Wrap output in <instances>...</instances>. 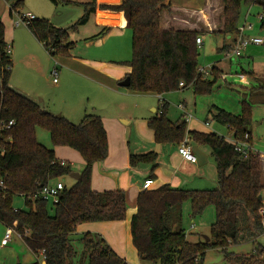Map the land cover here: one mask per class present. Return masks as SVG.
Returning <instances> with one entry per match:
<instances>
[{"label": "trees", "instance_id": "1", "mask_svg": "<svg viewBox=\"0 0 264 264\" xmlns=\"http://www.w3.org/2000/svg\"><path fill=\"white\" fill-rule=\"evenodd\" d=\"M218 1L219 8H213L208 17L202 12L176 11L166 0H123L118 7L101 6L124 12L127 28L132 33V59L125 63L131 68L127 76L131 80L128 89L143 95H164L187 88H192L195 95L212 93L221 73L215 67L211 78L199 73L197 39L205 34L223 35L234 38L235 44L240 33L242 6H257L264 14V0ZM50 2L56 6L72 4L62 0ZM23 4L24 0H14L10 15H21L19 10ZM83 7V16L69 28L55 27L47 19L28 22L27 28L52 58L69 56L75 46L70 42V33L86 25L98 8L96 0ZM261 30L264 31V19ZM5 33L0 17V122L15 123L2 132L5 153L0 155V223L6 228H15L33 254L37 258L42 256V262L37 260L32 264H74L78 226L125 221L126 193L92 189L94 165L105 161L109 154L108 135L99 116L87 114L79 124H73L45 111L11 87L13 62ZM233 49L226 45L223 50L231 52ZM169 110L170 105L164 102L158 115L148 124L155 142L180 147L189 139L193 146L209 148L216 161L218 186L211 191H191L165 185L140 193L136 214L131 219L132 243L139 258L149 264H203L208 251L218 250L231 264H264V247L246 256L229 252L242 235L249 240L264 235V179L260 156L252 154L244 159L225 137L189 131L186 122H173L169 118ZM210 114L218 125L228 129L231 137L239 141L248 137L252 145L253 116L248 101H243L239 115L216 107ZM38 129L48 132L53 148H70L84 161L79 180L71 188L65 186L58 204L34 196L44 186L69 177L73 173L72 166L59 161L54 149L39 142ZM157 160L153 152L132 155L130 165L136 168L150 164L154 172L158 168ZM17 197L24 198L26 209L15 208ZM187 202L192 206V219L203 215L209 207L215 208L210 242L188 241L183 228V208ZM50 206L53 214H50ZM79 241L83 244V259L88 264H127L100 235L86 233Z\"/></svg>", "mask_w": 264, "mask_h": 264}, {"label": "crops", "instance_id": "2", "mask_svg": "<svg viewBox=\"0 0 264 264\" xmlns=\"http://www.w3.org/2000/svg\"><path fill=\"white\" fill-rule=\"evenodd\" d=\"M5 1L8 2V0ZM66 1L72 2V4L64 5L75 7L74 15L77 14L80 19L84 14L83 4L91 0ZM96 4L98 8L89 22L81 26L79 30L70 33V42L76 45L78 43L76 36L83 31L85 36L81 41H84L86 49L102 50L98 52L99 55L90 54L91 56L76 57L72 54L70 58H52L28 29L7 31V38L5 37V39L11 50L18 40L25 52L22 60L25 68L21 67L20 71L14 70V57L12 51L10 53L13 62L10 85L15 91L35 101L45 111L64 117L74 124L80 123L87 114L97 115L103 120L108 135L109 154L105 161L94 165L92 189L96 192L124 191L128 205L127 217L122 222L79 225L75 236L76 238L78 236L77 239H79L80 234L84 233L100 235L114 253L124 259L127 264H149L139 258L131 237V219L136 214L137 199L140 193L144 192L145 181L154 180L151 190H156L165 185L185 190V187H188L194 178H198L196 168L198 163L192 164L185 161L179 155V147L176 145L156 143L154 133L148 127L149 122L158 115L159 108L166 102L170 105L178 104L176 106L177 112L172 113L169 118L173 122L179 120L186 122L189 131L217 134V130L213 128L208 117L203 116L206 114L207 107L200 110V117H194L191 114L190 109H194L197 113L198 105L195 95L192 96L186 91L188 88L164 95L140 94L141 96H137L138 99L132 104L128 103V100L115 98L122 88L120 83L131 73V68L129 67L128 72L126 69L119 71V68L113 69L109 65L123 62L118 57L123 55L121 53L122 48H128L132 34L127 28L124 12L100 8L101 6L118 7L123 4V0H96ZM171 4L176 11L202 12L207 17L213 8H219L218 0H172ZM11 5L8 2L9 13ZM28 13L34 15L36 19H45L42 17L46 16L44 14L36 15L33 12ZM46 17L53 19L47 20L55 27H63L59 24L60 21L55 20L56 18ZM69 27L70 25L66 28ZM18 28L20 27L17 26ZM165 28L167 27L165 26ZM233 40L235 39L233 38ZM202 42L200 47L204 45L203 39ZM28 53H34L43 59L46 65L39 69L30 66L29 62L25 64L24 60ZM128 53L126 54L128 55ZM35 55H30V57L36 58ZM53 70H57L58 73L55 91L63 90L60 106L55 103V100L44 87V81L52 76ZM60 74L62 83L59 80ZM70 88L73 93L70 92ZM193 94H195L194 90ZM180 105L184 106V110L179 109ZM251 134L253 139V129ZM254 145L255 141L253 140L252 148ZM198 147L207 155V163H209L211 160L209 149ZM151 152L158 156V168L154 172L152 170L153 165L150 164L139 165L136 168L131 167L130 157L132 155H145ZM55 154L59 161L67 162L72 166L73 173L81 174L84 169V161L79 153L67 147H56ZM69 178L73 180L72 185H74L76 180L71 178V175ZM198 183V181L192 182L193 185ZM4 226L2 223L0 224V252L8 255L9 260L7 261L17 264L35 263L37 261L36 256L33 255L23 239L18 238L17 235H14L6 246H2L7 231ZM3 230H5L4 235ZM247 240L249 237L242 235L239 243ZM10 245L12 246L10 247ZM84 262L85 259H82L81 264Z\"/></svg>", "mask_w": 264, "mask_h": 264}, {"label": "rangeland", "instance_id": "3", "mask_svg": "<svg viewBox=\"0 0 264 264\" xmlns=\"http://www.w3.org/2000/svg\"><path fill=\"white\" fill-rule=\"evenodd\" d=\"M13 1L14 0H8L10 4H12ZM62 1H66V0H62ZM8 2L5 0L0 1V17H2V20L5 25L6 38H7V31L13 32V30L28 29L27 25H20L18 26L20 28L17 29L16 23L18 22L19 14H14V16L10 15ZM58 6L59 7H56L52 2H50V0H24V4L20 8L19 12L21 15H25L28 12H33L36 15L44 14L46 16H50V18H56L55 20L60 21L59 24L63 26V27L56 26L58 28H66L69 25L71 26V24L73 25L75 22H77L79 17H77V14L74 15L73 12L76 11L74 10L76 9L75 7L67 6L64 4H59ZM260 14H261V9L257 6H251V7L242 6L241 18L238 25L239 30L240 31L242 30L244 24L252 25L253 27L251 30H247L244 33L245 37L262 38V39L264 38V31L261 30V20L259 19ZM46 16L42 18L49 19V17ZM49 20H53V19H49ZM84 36L85 33L83 31L81 32L80 35L76 36V41H78V43H76L75 45L76 47L74 46V49L70 51L69 56H57V57L70 58L72 54L76 57H82V56L85 57L86 55L91 56L90 54L99 55L98 52H101L102 50L96 48H92L90 50L86 49L84 45V41H81L84 38ZM202 39L204 41V45L201 47L199 46V68L205 69L207 71L209 70L212 71L213 67L215 66V68H217L220 71L221 75L217 81V84L213 89V92L208 95H195L193 94L192 88H188L186 90L188 93H191L192 96L195 95L194 97L197 100V105H198L197 113H195L194 109H190L191 114L194 117H200V110H202V108L204 107H207L206 114L203 116L208 117L209 121H211L212 123L213 128L217 130L218 135L231 139V134L229 133L228 129L218 125L213 120L212 114H210V110L214 108L213 106H215L233 115H239L242 112L243 101L244 100L248 101L252 105L253 125L251 127V130L253 129V140L255 141L253 150L259 156L262 155L264 157V89H260V87H264V44L259 46L250 45L245 51H243L241 57H236L233 55L232 52L233 50L231 52H228L227 50H223L224 46L226 45H230L232 48L235 47L234 40L232 37L228 38L223 35L205 34L204 36H202ZM11 51L14 57V70L20 71L21 67L25 68V65L22 63L25 52L23 46L20 44L18 40L13 45ZM121 53H123V55H121L118 58H121V60H123V62L121 63L124 64L113 63L109 66L112 67L113 69L119 68V71H122V69H126L128 72V70L130 69L129 66L125 63L130 62L132 59V39L129 42L128 48L127 49L126 47L122 48ZM126 53H128V55ZM30 55H35V54L34 53L26 54V58H25L26 61L24 60L25 64H28L29 62L30 66L39 69L43 68L46 65V62L37 55H35L36 58L30 57ZM211 75L207 76L206 78H211ZM59 80L62 83L61 74ZM55 85L56 84L54 83V79L52 78V76L47 78L46 81H44L45 90L52 96V98L55 100V103L58 104V106H60L63 99V95H62L63 90L55 91ZM70 92L73 93V90H71V88H70ZM125 93H129L130 95ZM137 96H141V95L129 89L120 88V93H118L115 96V98L128 100L129 101L128 103L132 104L136 101V99H138L136 98ZM177 105L178 104L170 105L169 116H171L172 113L177 112L176 109ZM37 137L42 145H44L47 148L55 150V148H53L48 132L42 129H38ZM132 144H133V139H132ZM209 154L211 157L209 163H207L202 167H200L199 164L196 165L198 178L196 179L194 178L192 182L198 181L199 183L193 185L191 182L188 185V187H185L186 188L185 190L211 191L217 189L218 185H217L216 161L210 149H209ZM262 170L264 172L263 165H262ZM60 181L64 183L68 188H71L73 186L72 185L73 180H71L69 177H64L60 179ZM14 206L16 209H23V210L26 209L24 204V198L17 197L15 199ZM49 211L50 214L54 213L51 206L49 208ZM191 213H192L191 203L187 202L183 208V228L186 230L188 241L192 243L206 242V238L210 239L211 237V227L216 220L215 208L214 207L207 208L203 213V215L195 219H192ZM193 226L195 227L194 229L192 228ZM4 229L6 230L5 226ZM5 230L2 231L3 235ZM82 236L83 234H80V237ZM77 238L75 237V241H74V247L77 251V257L74 261V264H81V261L83 259V244ZM11 246L12 245H10V247ZM260 247H264V235L254 240H247L243 243H237L235 245H232L229 248V252L235 254L236 256H243V255L246 256L253 254L254 252H256V249ZM36 259L42 262L43 258L40 255V257L39 258L36 257ZM7 260H9L8 255L4 254L3 252H0V264H11V263L17 264ZM83 264H88V262L85 260ZM203 264H231V263L225 260L224 255L220 251L210 250L206 253Z\"/></svg>", "mask_w": 264, "mask_h": 264}, {"label": "built area", "instance_id": "4", "mask_svg": "<svg viewBox=\"0 0 264 264\" xmlns=\"http://www.w3.org/2000/svg\"><path fill=\"white\" fill-rule=\"evenodd\" d=\"M1 1V0H0ZM259 19H264V14L259 15ZM36 20L35 16L31 13H27L25 15H19L18 16V22L16 23V26L20 25H27L28 22ZM253 27L252 25H246L244 24L242 30L239 33V36L236 38L235 47L233 49V55L236 57H241L243 51H245L250 45H263L264 44V38H247L244 36V33L247 30H251ZM196 43L200 46L202 45V39H197ZM8 53H11V47H8ZM211 70L207 71L205 69L199 68V73L203 76L207 77L211 75ZM52 76L54 78V83H57L58 79V73L57 70H53ZM181 88L184 87L183 84L180 85ZM179 109L184 110V106L180 105ZM188 120V117H187ZM15 125L14 122H10L8 125H5L4 123L0 122V155H3L5 153V149L2 147V132L9 130L11 127ZM232 145H234L236 151L241 154V156L244 159H248L252 154H257L254 152L252 145L248 142V137L244 141H239L231 137V139L226 138ZM179 155L187 162L192 164L198 163V158L194 152V146L190 143L189 139H186L182 145L178 149ZM260 160L263 165L264 169V157L260 155ZM154 185V180L148 179L145 181L143 185V190L147 191L150 190ZM65 189V185L62 182H55L50 183L46 186H44L37 194H35L34 198L43 199L46 201H51L54 204H58L60 200V195L62 191ZM17 235L19 238L22 239V235L18 234L15 231V228H7L5 237L2 241V246H6L12 239L14 235ZM27 234V233H26Z\"/></svg>", "mask_w": 264, "mask_h": 264}, {"label": "water", "instance_id": "5", "mask_svg": "<svg viewBox=\"0 0 264 264\" xmlns=\"http://www.w3.org/2000/svg\"><path fill=\"white\" fill-rule=\"evenodd\" d=\"M171 2H172V0H166L167 4H171ZM130 86H131V80L129 77H127L124 81H122L120 83V87H122V88H129ZM194 152L198 158L199 166L200 167L204 166L208 161L207 155L198 146H194ZM71 178L78 181L80 178V175L78 173H72ZM260 200H262V197H260ZM206 242L207 243L210 242V239L206 238Z\"/></svg>", "mask_w": 264, "mask_h": 264}]
</instances>
